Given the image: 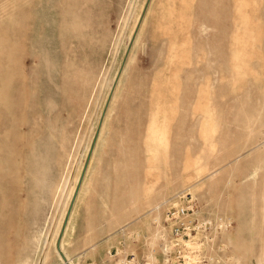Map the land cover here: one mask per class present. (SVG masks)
<instances>
[{"label": "rangeland", "instance_id": "1", "mask_svg": "<svg viewBox=\"0 0 264 264\" xmlns=\"http://www.w3.org/2000/svg\"><path fill=\"white\" fill-rule=\"evenodd\" d=\"M28 1L11 62L25 77L0 111V264H63L55 233L97 131L61 239L71 264L158 251L167 206L230 219L218 264H264V0Z\"/></svg>", "mask_w": 264, "mask_h": 264}, {"label": "built area", "instance_id": "2", "mask_svg": "<svg viewBox=\"0 0 264 264\" xmlns=\"http://www.w3.org/2000/svg\"><path fill=\"white\" fill-rule=\"evenodd\" d=\"M164 221L158 251L127 253L115 264H218L220 234L230 227L229 218L215 221L196 206H167Z\"/></svg>", "mask_w": 264, "mask_h": 264}, {"label": "bare ground", "instance_id": "3", "mask_svg": "<svg viewBox=\"0 0 264 264\" xmlns=\"http://www.w3.org/2000/svg\"><path fill=\"white\" fill-rule=\"evenodd\" d=\"M12 1L15 3L14 4L15 6L11 9V12L8 15H6V19L8 18L9 19L8 22L10 23V30H9L10 32H8V33H10L11 39H9V37H10L9 34H7L8 37L4 38V36H2L0 39V111L1 112H9L14 108L15 102L13 101V96L11 93L14 90V85L12 84V82L14 80V77H16V74L20 73L22 77H25L24 70L20 66H18L17 68L12 67L11 62H13V60H14V58L12 56L13 51L14 50L16 52L21 51L20 39L23 37V23H22V21L21 22L18 21L15 17V15H17L18 18L20 16L19 14H16V11H18L21 8L20 7L17 8V7L19 5L23 6V4H27L29 1L28 0H12ZM1 29H2V25H1V21H0V31H1ZM12 36H13V39H12ZM5 115H7V113H5ZM13 121H14V116L8 114L5 121L0 122V127L9 126L8 129L3 130V134L1 136L8 134L9 130L13 127ZM86 171H87V169H86ZM77 182H78V180H77ZM79 190H80V188H79ZM157 217H155V218L157 219ZM59 229H60V227L57 229V231L55 233L54 242L56 241ZM151 241H153V239H151ZM60 246H61L62 251H63V242L62 241L60 243ZM46 256H48V253H46ZM59 256H60V254H59ZM65 256H66V261L62 260L64 262L63 264H71L70 259L67 257L66 253H65Z\"/></svg>", "mask_w": 264, "mask_h": 264}, {"label": "water", "instance_id": "4", "mask_svg": "<svg viewBox=\"0 0 264 264\" xmlns=\"http://www.w3.org/2000/svg\"><path fill=\"white\" fill-rule=\"evenodd\" d=\"M132 42V41H131ZM131 45V44H130ZM130 49V46L128 47V50H127V53ZM97 137H98V131L95 133L93 139H92V142H91V145H90V148H89V151L87 153V156H86V159H85V162H84V165H83V168H82V171H81V174H80V177L78 179V182H77V185H76V188L74 190V193H73V196H72V199H71V202H70V205L68 207V210L66 212V216L64 217V220H63V223H62V226H61V229L59 231V234H58V237H57V240H56V250L58 251V253L60 254L61 258L66 261V256L65 254L62 252L61 250V247H60V243H61V239L63 237V234H64V230H65V227H66V224L68 222V218L70 216V213H71V210H72V207H73V203L75 201V198L78 194V191H79V188H80V185L82 183V180H83V177L85 175V172H86V169L88 167V163L90 161V157L92 155V152H93V149H94V146H95V143H96V140H97Z\"/></svg>", "mask_w": 264, "mask_h": 264}, {"label": "crops", "instance_id": "5", "mask_svg": "<svg viewBox=\"0 0 264 264\" xmlns=\"http://www.w3.org/2000/svg\"><path fill=\"white\" fill-rule=\"evenodd\" d=\"M87 224L85 225L87 228H92V227H96V224L95 223H88V222H86ZM87 231V230H86ZM85 232V231H84ZM83 232V233H84ZM105 237V234H98V233H95V232H93L92 231V233H91V231H90V233L88 232V234H85V235H83L82 236V238H83V241L82 242H84V241H86V242H88V243H92L93 245L92 246H96V247H99V245L97 246L96 244L99 242L100 243V241L103 239ZM56 252H57V250H56ZM64 252V251H63ZM58 253V252H57ZM66 252H64V254H65ZM67 254V253H66ZM59 255V254H58ZM99 256V255H98ZM68 257V256H67ZM100 257H101V254H100ZM64 263V262H63ZM99 264H106L105 262H103V260L102 259H100L99 260Z\"/></svg>", "mask_w": 264, "mask_h": 264}]
</instances>
